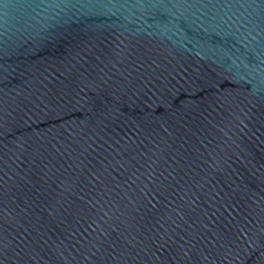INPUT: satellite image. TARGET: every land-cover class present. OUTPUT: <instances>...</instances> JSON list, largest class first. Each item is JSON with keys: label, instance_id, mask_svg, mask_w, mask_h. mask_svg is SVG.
I'll use <instances>...</instances> for the list:
<instances>
[{"label": "water", "instance_id": "obj_1", "mask_svg": "<svg viewBox=\"0 0 264 264\" xmlns=\"http://www.w3.org/2000/svg\"><path fill=\"white\" fill-rule=\"evenodd\" d=\"M0 264H264V0H0Z\"/></svg>", "mask_w": 264, "mask_h": 264}]
</instances>
